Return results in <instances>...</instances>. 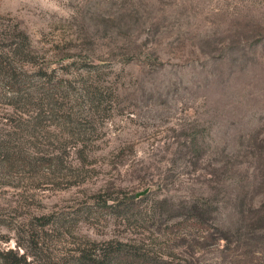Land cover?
I'll list each match as a JSON object with an SVG mask.
<instances>
[{
    "label": "rangeland",
    "instance_id": "rangeland-1",
    "mask_svg": "<svg viewBox=\"0 0 264 264\" xmlns=\"http://www.w3.org/2000/svg\"><path fill=\"white\" fill-rule=\"evenodd\" d=\"M21 31L26 70L77 83L73 62L96 60L119 94L77 143L50 115L34 127L0 81V136L65 149L56 167H0V249L72 264L119 241L173 264H264V0H0L3 43ZM131 197L143 219L104 207Z\"/></svg>",
    "mask_w": 264,
    "mask_h": 264
},
{
    "label": "trees",
    "instance_id": "trees-1",
    "mask_svg": "<svg viewBox=\"0 0 264 264\" xmlns=\"http://www.w3.org/2000/svg\"><path fill=\"white\" fill-rule=\"evenodd\" d=\"M4 39L0 37V81L6 89L7 105L27 117L35 118L34 127L42 122L36 119L44 120L50 115L51 120L59 122L73 141H82L86 139L85 135L88 132L87 122L80 120L85 113L96 115L105 111L111 113L114 110L115 107L111 103L119 94V90L110 91L106 87L107 78L100 72L104 64H99L96 60L90 62L81 60L83 62L77 64L73 62L77 73L85 72L87 75L75 83L67 78L70 75L68 71L65 73L66 76L57 78L53 75L54 71L49 72L50 68L35 66L33 70H26L27 66L33 65V61L28 37L22 31L14 35L9 44H4ZM7 48H10L9 52H6ZM14 57H19L20 60L15 61ZM79 100L85 101V104L78 103ZM105 103L110 106H105ZM73 147L80 161L88 160L86 147ZM64 150L61 148L53 154L34 155L0 136V167L5 172L56 167L64 162L62 157L64 152L60 154V151ZM136 199L137 197H131L123 202L118 198L112 204L106 202L104 207L110 210L112 216L120 219H138L139 216L143 219V211ZM202 220L199 216L185 217L179 222V226L201 228L204 225ZM2 225L3 221L0 220V227ZM98 251L95 254L82 252L72 264H173L128 242L112 241L101 246ZM31 256L32 254L27 252L0 249V264H33L32 261H28ZM44 264L53 263L49 261Z\"/></svg>",
    "mask_w": 264,
    "mask_h": 264
}]
</instances>
